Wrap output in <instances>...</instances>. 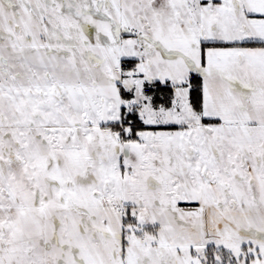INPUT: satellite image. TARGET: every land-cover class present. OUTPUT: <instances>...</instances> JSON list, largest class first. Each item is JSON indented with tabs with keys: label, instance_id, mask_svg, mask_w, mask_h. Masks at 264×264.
Segmentation results:
<instances>
[{
	"label": "snow or ice",
	"instance_id": "6c2138e0",
	"mask_svg": "<svg viewBox=\"0 0 264 264\" xmlns=\"http://www.w3.org/2000/svg\"><path fill=\"white\" fill-rule=\"evenodd\" d=\"M0 264H264V0H0Z\"/></svg>",
	"mask_w": 264,
	"mask_h": 264
}]
</instances>
